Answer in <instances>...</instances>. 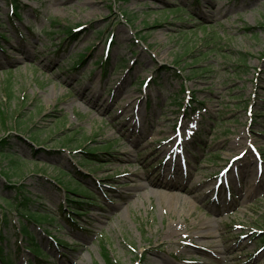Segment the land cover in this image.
Returning <instances> with one entry per match:
<instances>
[{
  "label": "rangeland",
  "instance_id": "rangeland-1",
  "mask_svg": "<svg viewBox=\"0 0 264 264\" xmlns=\"http://www.w3.org/2000/svg\"><path fill=\"white\" fill-rule=\"evenodd\" d=\"M10 1L0 145L20 165L0 156V264H107L103 246L117 264H264V0ZM197 217L214 244L164 238Z\"/></svg>",
  "mask_w": 264,
  "mask_h": 264
},
{
  "label": "trees",
  "instance_id": "trees-1",
  "mask_svg": "<svg viewBox=\"0 0 264 264\" xmlns=\"http://www.w3.org/2000/svg\"><path fill=\"white\" fill-rule=\"evenodd\" d=\"M10 7H11V14L12 15H14V16H17L18 14H19V12H18V10H19V8H20V5L15 1V0H12V1H10ZM176 10V12H178V10L179 9H175ZM56 20H54L53 21V23L54 24H56ZM112 38V37H111ZM109 41V40H108ZM110 42V41H109ZM85 57H86V55H80V57L75 61V66H78L80 63H82L84 60H85ZM34 138V137H33ZM4 143H6V139H4ZM88 155H89V158H90V160H87L88 161V163H94L93 161H92V157L93 156H95V153H93V152H89V153H87ZM0 156L1 157H7V158H9V159H11V164H12V166L13 167H17V166H19L20 165V162H19V160L18 159H16V158H14L11 154H9V153H7V149L3 146V145H0ZM92 165V164H91ZM62 182H63V180H61ZM61 183V182H60ZM64 183V182H63ZM62 183V184H63ZM66 188H67V190L69 191V189H80V191L81 192H83V193H86V194H88L89 192L88 191H86V189L84 188V187H82V185L80 184V183H78V182H75V184L73 183V182H66ZM72 187H75V188H72ZM11 189H16V195L14 196V198H18V197H20L19 199H20V201L19 202H17V205L19 206V207H22V206H24L25 208H26V206H27V203L29 202V196L27 195V191H26V189L24 188V186L23 185H16V184H14L13 186H11L10 187ZM76 191V190H75ZM75 193V192H74ZM4 200H6L7 201V203H9V204H11L12 203V200H11V198H8V199H6V198H4ZM73 204H75V205H77L78 203L77 202H73ZM85 205V204H84ZM28 209V208H27ZM27 209H25V210H27ZM22 212V217H25V216H27L28 217V215L27 214H25L23 211H21ZM63 212H66V211H64L63 210ZM28 213H29V215L30 214H32L31 216H30V218L32 219V220H35V221H37V222H39V221H45V220H47L48 218H50L51 220H53L54 219V216H52V215H50L49 217H48V215H43V214H41V213H39V212H31V211H28ZM67 215H68V217L71 215L69 212H67L66 213ZM33 215H35L36 216V218L33 216ZM26 218V217H25ZM39 218L41 219V220H39ZM8 221V218H7V214L5 213L4 214V222H7ZM20 230H22V234H24L26 237H29V239H32L33 240V237H32V235H30V231H29V229H28V227H27V225L26 224H23L22 226H21V228H20ZM57 244L58 245H61V243H63V242H61L60 240H58L57 239ZM31 245L32 246H35L34 248H33V250H32V252L34 253V256L36 257V258H39V256H40V251H41V248L39 247V246H37L34 242L33 243H31ZM103 248H104V250H103V256H104V259H105V261H106V263L107 264H117L113 259H112V257H111V255H110V253H109V251L106 249V247H104L103 246ZM6 264H13V261L10 259V258H6V261H4ZM97 264V263H96Z\"/></svg>",
  "mask_w": 264,
  "mask_h": 264
},
{
  "label": "bare ground",
  "instance_id": "bare-ground-1",
  "mask_svg": "<svg viewBox=\"0 0 264 264\" xmlns=\"http://www.w3.org/2000/svg\"><path fill=\"white\" fill-rule=\"evenodd\" d=\"M247 173L251 172V169L249 171H246ZM145 188L147 191H153L154 188L148 184H144ZM143 187V183H138L137 185H135V188H141ZM167 197H168V201L170 203L171 206L174 205L173 200L176 196V194L174 192H166V191H162ZM186 221V219H185ZM187 228L184 229L183 228V224L179 223V222H175L173 224H170L165 230H164V238L166 239H170L172 237H180L182 236V238L186 237L189 238V240L191 241H197L200 242L201 244L204 245H210V244H214V238L213 235H211L209 232L206 231L207 228V224L202 221L199 217L194 218L192 222H186ZM217 253H219V251L215 250ZM216 256L217 254L214 253ZM151 261V260H150ZM189 263H196V264H205L207 262H205L204 259L202 258H195L194 260H189L187 261ZM210 264H224L225 263V258L224 257H215L211 260H209Z\"/></svg>",
  "mask_w": 264,
  "mask_h": 264
}]
</instances>
